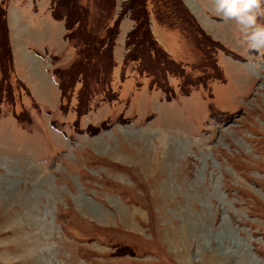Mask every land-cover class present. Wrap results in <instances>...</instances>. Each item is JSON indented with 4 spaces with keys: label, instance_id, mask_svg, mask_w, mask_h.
Instances as JSON below:
<instances>
[{
    "label": "rangeland",
    "instance_id": "374dc122",
    "mask_svg": "<svg viewBox=\"0 0 264 264\" xmlns=\"http://www.w3.org/2000/svg\"><path fill=\"white\" fill-rule=\"evenodd\" d=\"M176 1L165 21L192 15L199 28L164 25L153 9L164 0H145L152 36L185 76L173 68L158 80L127 57L129 0L108 10L110 0L78 1L83 29L67 31L80 36L68 39L75 54L53 62L61 102L33 70L37 101L0 44V264H264V48L252 50L215 0H181L187 11ZM9 3L0 0L8 44ZM119 17L111 64L107 51L97 60L107 72L88 84L68 73L85 31L104 49L112 32L95 29ZM151 18L167 31L162 42Z\"/></svg>",
    "mask_w": 264,
    "mask_h": 264
},
{
    "label": "trees",
    "instance_id": "16d2710c",
    "mask_svg": "<svg viewBox=\"0 0 264 264\" xmlns=\"http://www.w3.org/2000/svg\"><path fill=\"white\" fill-rule=\"evenodd\" d=\"M51 1H55V7H54V9H52L53 17L56 19H64L65 27L67 30L70 29L73 26V24H75L77 22L78 27H76L74 29V31L76 33L80 34V30L83 29V25L81 22V16L82 15L80 14V12H82L84 14H85V12H83V8L81 7V5L78 4L79 0H64L63 2L59 3V5H58V0H51ZM129 2H130V4L128 6H124V9H126L128 7L131 8V18L135 21L136 24L134 25L132 30L127 34V37H126V45L131 46L129 49L130 51L128 52L127 57L129 59L139 60L140 61L139 70L145 71L147 74H151L153 76L157 75L158 80L163 79V75H162L163 70H165L166 72H168V71L172 72L174 70L173 68L176 69L175 70L176 75H179V76L184 75L185 76L183 68L181 67V65L180 64L177 65L173 60H171V58L163 50L161 45L158 44L156 42V40L154 39V37L152 36L150 28L148 26V24H149V20H148L149 10L146 7L145 0H129ZM176 2L178 3V5H180L182 7V9H185V6L181 0H177ZM164 3L166 4V7H164ZM164 3H163V6H160L159 4L153 6L155 15L159 18V21L161 23H163L164 25H167V26H174L175 22H178V24H180V26L179 25H176V26L180 27L182 29H183L182 24L186 23L187 26L189 25L191 27H194V25H195L197 28H199L197 23L192 19V17H193L192 15H187L186 17H184L185 18L184 20H181L180 17L174 16L172 19L165 21V18L169 17L167 10H171V8H175V5L173 3V0H164ZM112 5H113L112 0H110V4L108 2V4H106L104 6V9H106V7H107L106 10H108L110 7L112 8ZM74 11H76V12H74ZM76 13H77V15H75ZM119 16H121V15H119ZM177 18H179V20ZM119 20H120V17L118 19H116L114 24L110 27H108L102 23L98 24V29H95V31L98 34H103V33H107V32L111 33L112 32V35L108 36L111 39H108L107 46L104 49H101V44H103L105 42V39L99 38L97 40L96 34L94 32H92L93 29L89 30V32L85 31V34H86L85 38H82L81 42L75 43L78 45V47H77V45L74 44V46L76 47V51H77V57H76L75 61H73V62H76V63L73 64L72 70H68V73H71L74 76H76V75L80 76V75L84 74L85 75V77H84L85 82L84 83L88 84L89 81L96 76V74L98 75L99 73H102V72L106 73L107 72L104 70L105 66L103 65L104 68L102 67V63L98 64V62L100 60H102L101 56H99V53L100 54L102 53V55H104V53L107 51L108 57H107L106 62H105L106 68H107V64H111L113 39H114V35L117 33V26H118ZM182 21H185V22H182ZM4 29L6 32V36H4V38L1 40L0 44H2L3 46H7V48H8L9 44H8L7 30H6L5 24H4ZM194 29L197 30L196 28H194ZM75 32L72 36L71 35L69 36L66 34V37L69 40L73 39V38L80 37V36L75 37ZM94 38H96V40L98 41V44H95L93 41H91ZM6 43H7V45H6ZM89 51H94V52L92 55H88ZM10 53H11V51H10ZM92 60H96L94 62L96 64H94V66L92 65L93 68L90 66V64L85 65V66L80 65L82 62H91ZM97 60H99V61L97 62ZM10 65L12 67V62L10 63ZM155 69H157V70H155ZM216 71L219 73L218 76L221 77L220 76L221 71L218 67L216 68ZM89 74H90V76H89ZM68 75L69 74H67L65 76H68ZM82 79H83V76H82ZM68 80H69L68 78H66V80H64L65 84H68ZM74 80H75V78H74ZM60 88H61L62 95H63L64 90H63V86H61V84H60ZM165 93L170 95L171 91L168 88H166ZM169 95H168V97H169ZM84 110H85V108H84ZM80 112H82V109L80 110Z\"/></svg>",
    "mask_w": 264,
    "mask_h": 264
},
{
    "label": "crops",
    "instance_id": "0c3cea01",
    "mask_svg": "<svg viewBox=\"0 0 264 264\" xmlns=\"http://www.w3.org/2000/svg\"><path fill=\"white\" fill-rule=\"evenodd\" d=\"M9 19V46L11 48L12 69L15 77L33 95L26 81L32 79L31 72L33 70L38 71L48 79L44 83L59 92L60 90L52 70L53 62L61 63L60 65L66 63L65 61L73 58L75 50L65 38L66 28L64 21L55 19L52 16L50 0H10ZM150 21V27L154 34L156 32L157 40L162 42L160 35L163 36L164 32H167L166 29L161 27L154 19L152 20L151 18ZM133 24L134 21L132 19L123 17L120 27L122 33L120 35L123 36V40L127 30H130ZM58 57L59 60H57ZM35 88L39 91L45 90V93L42 94L46 95L44 97L45 102L52 98L48 94L49 91L46 90L48 88H45L44 85H37ZM60 95L61 92L59 93V98ZM33 97L39 101L36 95H33ZM39 102L44 103L41 100Z\"/></svg>",
    "mask_w": 264,
    "mask_h": 264
},
{
    "label": "clouds",
    "instance_id": "9594fccd",
    "mask_svg": "<svg viewBox=\"0 0 264 264\" xmlns=\"http://www.w3.org/2000/svg\"><path fill=\"white\" fill-rule=\"evenodd\" d=\"M215 7L224 20L239 26L252 50L264 48V25L258 23L264 17V0H215Z\"/></svg>",
    "mask_w": 264,
    "mask_h": 264
},
{
    "label": "bare ground",
    "instance_id": "6f19581e",
    "mask_svg": "<svg viewBox=\"0 0 264 264\" xmlns=\"http://www.w3.org/2000/svg\"><path fill=\"white\" fill-rule=\"evenodd\" d=\"M154 173H155V171H154ZM1 184H2L3 187H5V185H6V184H4L3 181L1 182ZM0 186H1V185H0ZM0 189H2V188H0ZM2 191H3V190H2ZM1 194H2V193H1ZM4 195H5V194H4ZM12 230H13V229H12ZM10 231H11V230H10ZM1 233H6V232H1ZM9 233H10V232H9ZM221 238H222V237H221ZM221 238H220V239H221ZM196 239H197V247H198L197 250H202V249H203V247H202V242H203V239H204V238H203V237H200V238L197 237ZM199 252H200V251H199ZM244 260H245V259H244ZM244 260H243V262H242V261H239V262H242V264H255L254 262H252V261H250V260H248V261H247V260L244 261Z\"/></svg>",
    "mask_w": 264,
    "mask_h": 264
}]
</instances>
